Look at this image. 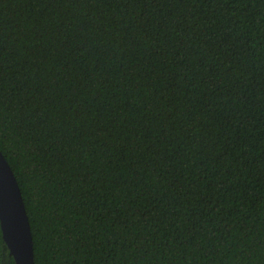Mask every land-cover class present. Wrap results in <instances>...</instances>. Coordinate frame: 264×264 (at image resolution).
I'll list each match as a JSON object with an SVG mask.
<instances>
[{"label": "trees", "instance_id": "1", "mask_svg": "<svg viewBox=\"0 0 264 264\" xmlns=\"http://www.w3.org/2000/svg\"><path fill=\"white\" fill-rule=\"evenodd\" d=\"M0 149L35 264H264V0H0Z\"/></svg>", "mask_w": 264, "mask_h": 264}, {"label": "water", "instance_id": "2", "mask_svg": "<svg viewBox=\"0 0 264 264\" xmlns=\"http://www.w3.org/2000/svg\"><path fill=\"white\" fill-rule=\"evenodd\" d=\"M0 220L17 264H35L30 218L18 179L0 149Z\"/></svg>", "mask_w": 264, "mask_h": 264}]
</instances>
